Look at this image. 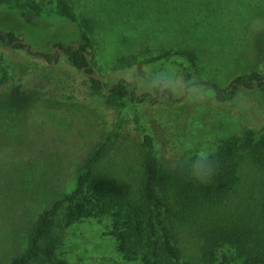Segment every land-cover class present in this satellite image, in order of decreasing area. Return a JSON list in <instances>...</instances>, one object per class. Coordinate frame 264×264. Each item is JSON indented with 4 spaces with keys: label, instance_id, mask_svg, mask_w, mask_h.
Returning <instances> with one entry per match:
<instances>
[{
    "label": "rangeland",
    "instance_id": "obj_1",
    "mask_svg": "<svg viewBox=\"0 0 264 264\" xmlns=\"http://www.w3.org/2000/svg\"><path fill=\"white\" fill-rule=\"evenodd\" d=\"M66 1L75 20L60 11L59 0L0 3V33H13L37 52L0 42V75L5 71L7 77L0 85V264L22 250L37 214L75 187L77 168L116 123L118 102L90 88L86 74L67 59L66 48L80 43L82 34L91 43L93 74L106 88L117 77L135 80L140 93L162 84L160 96L136 102L135 112H126L99 162L119 180L140 175V128L151 135L159 162L167 168L201 150L213 152L245 127L264 128V97L257 89L216 99L217 89L229 87L238 74L264 70L256 46L264 29V0ZM194 22L199 28L185 32ZM166 49H191L197 64L176 58L112 69L125 55L141 58ZM242 172L248 181L254 169L249 164ZM63 218L60 210L52 233L60 239L56 252L66 264H140L125 261L116 250L107 217L67 227ZM181 223H175L180 246L192 253L200 221L191 230Z\"/></svg>",
    "mask_w": 264,
    "mask_h": 264
},
{
    "label": "trees",
    "instance_id": "obj_2",
    "mask_svg": "<svg viewBox=\"0 0 264 264\" xmlns=\"http://www.w3.org/2000/svg\"><path fill=\"white\" fill-rule=\"evenodd\" d=\"M203 1L199 0V3ZM12 2L17 4V0H0V3ZM58 4L64 15L75 20L66 0H59ZM180 11L176 8L175 13ZM194 28H199V24L187 23L184 31L195 32ZM82 38L80 43L66 48L67 59L86 74L90 88L104 90L118 102L120 109L116 123L77 168L75 187L37 214L22 250L8 258L5 264H66L56 252L60 239L52 233L60 210L63 211L64 227L86 218L107 217L110 221L107 233L115 238L116 250L125 261L139 260L140 264H264V128L260 132L245 127L241 135L221 140L209 157L216 164V172L207 184L195 181L191 175L195 167L206 162L194 154L173 168L162 166L151 135L140 128V175L132 180H119L111 172L100 169L99 162L120 131L126 112L134 111L136 102L152 101L154 94L160 96L162 84L153 91L140 93L135 91V80L117 77L106 88L100 78L91 75V43L85 34ZM0 42L6 47L27 48L29 53L37 54L11 32L0 33ZM54 45L60 47L59 43ZM256 46L260 59H264V29L257 37ZM42 56L46 61L51 60L48 55ZM176 58L191 66L197 64L196 54L191 49H166L141 58L125 55L117 59L112 69ZM6 81L4 71L0 75V85ZM238 89H257L264 97V70L256 68L238 74L229 87L217 89L216 99L231 100ZM162 90L171 96L166 87ZM67 99H73V96L68 95ZM59 103L57 100L53 105ZM134 118L138 120L137 115ZM249 164L254 174L245 181L242 170ZM197 220L200 225L198 233L193 235L194 252L188 253L180 246L175 223L180 221L191 230L190 226Z\"/></svg>",
    "mask_w": 264,
    "mask_h": 264
},
{
    "label": "clouds",
    "instance_id": "obj_3",
    "mask_svg": "<svg viewBox=\"0 0 264 264\" xmlns=\"http://www.w3.org/2000/svg\"><path fill=\"white\" fill-rule=\"evenodd\" d=\"M196 155L200 161L206 163H202L199 167H195L191 175L195 181L201 184H207L211 181L216 172L215 162L209 159L212 153L208 150H201Z\"/></svg>",
    "mask_w": 264,
    "mask_h": 264
},
{
    "label": "water",
    "instance_id": "obj_4",
    "mask_svg": "<svg viewBox=\"0 0 264 264\" xmlns=\"http://www.w3.org/2000/svg\"><path fill=\"white\" fill-rule=\"evenodd\" d=\"M92 76L96 77L93 73H91Z\"/></svg>",
    "mask_w": 264,
    "mask_h": 264
}]
</instances>
